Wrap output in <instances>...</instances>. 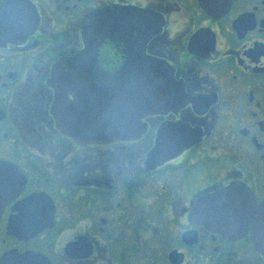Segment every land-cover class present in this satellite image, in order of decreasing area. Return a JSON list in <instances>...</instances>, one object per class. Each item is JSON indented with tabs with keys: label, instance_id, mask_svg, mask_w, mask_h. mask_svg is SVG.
Returning a JSON list of instances; mask_svg holds the SVG:
<instances>
[{
	"label": "flooded vegetation",
	"instance_id": "af4514ba",
	"mask_svg": "<svg viewBox=\"0 0 264 264\" xmlns=\"http://www.w3.org/2000/svg\"><path fill=\"white\" fill-rule=\"evenodd\" d=\"M88 23L109 27L91 81ZM125 67L158 80L133 120ZM100 89L134 135L70 133ZM263 202L264 0H0V264H264Z\"/></svg>",
	"mask_w": 264,
	"mask_h": 264
},
{
	"label": "water",
	"instance_id": "95a60500",
	"mask_svg": "<svg viewBox=\"0 0 264 264\" xmlns=\"http://www.w3.org/2000/svg\"><path fill=\"white\" fill-rule=\"evenodd\" d=\"M203 2L210 13L218 15L229 7L232 0H203ZM124 16L125 20H130L131 22L130 25H126L127 28H133L132 24L135 15L125 13ZM108 20L109 19H106L105 22L107 23ZM108 28L107 25H99L94 28L91 23H88L85 27L87 35L86 47L73 59L74 61L81 62L74 70L81 73L83 77H88L90 81L92 76L91 73L96 75L98 71L100 77L104 76V73H102L100 68L95 65L96 63H94L98 60V46H100V43H97L95 39L98 38L100 40L102 37H107L106 33ZM58 71L59 69L55 72V76L57 77L59 76ZM144 71H146V77H144ZM151 71L153 70L149 68L140 69L137 67H125L114 75L116 78H122L125 81V86L128 87L125 98L126 116L124 118L126 120H133L139 116V112L143 108L142 102L144 97L142 93L146 92V89H152V86L158 85V80L151 74ZM107 83L108 76L104 79H100L99 85L102 86V84ZM122 83L120 79L115 81V85ZM84 92L90 94L89 91ZM106 93L107 92L100 89L98 99L96 98L95 100V97H93V99L89 97L88 100L81 99L80 102L82 103L91 102L93 104V112L91 113V109L86 110L84 107H78L76 115H67L66 118H70L72 121L71 123L76 126L70 133L77 136L80 140L88 142L110 141L134 135L133 133H135V131L129 128L127 126L128 124H123L119 121L120 117L117 112L111 117L107 115L106 107L104 108L103 104L105 102L103 98L106 96ZM245 212L246 210H244L243 213L245 214ZM250 213L256 219V224L253 229L255 243L258 249L264 253V202L258 208L254 205ZM222 214L223 213L218 210L207 208L204 198L200 199L195 211V215L202 219H213L214 215ZM11 256H6L1 264H13L14 262Z\"/></svg>",
	"mask_w": 264,
	"mask_h": 264
}]
</instances>
